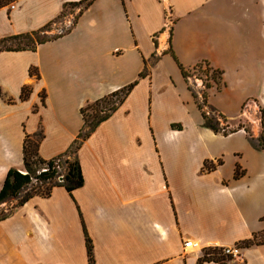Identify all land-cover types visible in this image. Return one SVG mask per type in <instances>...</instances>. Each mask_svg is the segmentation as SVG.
Instances as JSON below:
<instances>
[{
    "label": "crops",
    "instance_id": "crops-1",
    "mask_svg": "<svg viewBox=\"0 0 264 264\" xmlns=\"http://www.w3.org/2000/svg\"><path fill=\"white\" fill-rule=\"evenodd\" d=\"M78 1L0 8V39L69 23L35 50L0 51V190L11 168L23 171L27 135L41 133L39 155L55 157L80 133L83 106L138 81L79 148L83 185L36 194L0 220V264H89L87 236L95 264H219L200 262L204 249L235 244L242 255L227 264H264V242L239 243L264 235V147L243 128L205 127L180 69H220L209 105L251 118L258 137L264 0Z\"/></svg>",
    "mask_w": 264,
    "mask_h": 264
},
{
    "label": "trees",
    "instance_id": "trees-1",
    "mask_svg": "<svg viewBox=\"0 0 264 264\" xmlns=\"http://www.w3.org/2000/svg\"><path fill=\"white\" fill-rule=\"evenodd\" d=\"M17 1L18 0H0V8L11 5ZM91 2L92 0H80L78 2H72V4L81 5L85 8L89 6ZM68 4H71V2L66 3L65 5ZM50 27L51 23L46 24L37 30L1 38L0 51L24 49L35 50L39 44L59 36V34L52 36L48 35L47 32L50 30ZM199 64H205L211 71L217 74L215 76L220 78V81H216L218 84L222 82V71L220 69L213 68L207 61H203ZM180 69L183 76L187 80L190 76L191 69L186 68L182 64H180ZM147 72L148 69L147 66H145L144 70L140 73V77L147 75ZM137 81L138 80L101 98H98L95 101L88 102L85 106H83L81 108V112L84 117V124L80 133L65 152L55 157L45 159L39 155L38 147L42 137L41 133L27 135L24 142V164L22 168L23 171H26V173H23L19 168H11L8 171L3 187L0 190V204L8 202L12 199H18V202L14 205V207H16L24 204L36 194L49 196L52 189L56 186H64L69 192H72L74 189L82 186L84 183V176L78 158L79 148L84 140L91 135L99 124L109 118L110 115L117 110ZM207 87H210V84H207ZM191 90L202 110L204 118L203 125L205 127L211 128L217 133H223L224 135H228L229 133L237 131L241 128H244L247 131V127L243 124H239L236 129H229L228 117L211 105H209L211 111H206L203 107V103L198 101L197 93L192 88ZM28 93L29 91L26 88L23 89V97H27ZM204 97L206 98L205 101H207L206 94ZM214 110L217 111V115L212 112ZM260 111L262 113L261 123L263 127L261 134L258 137H254L251 133H249V131H247L249 133V142L256 149L264 147V110L260 109ZM174 126L181 127L180 124H175ZM219 163H221V161ZM60 167L62 169H60ZM215 167L216 164L206 160L203 168L206 170H212ZM44 168L47 170L43 171L42 169ZM243 174L244 171L241 170V166L237 165L235 177L238 178ZM35 181L38 183L35 184ZM11 210L12 209H10L7 213L5 212L0 215V220L6 218ZM262 242H264V240H259L258 235H254L253 238L242 240L239 243L244 247H249ZM87 249L89 264H95L93 244L89 236H87ZM230 259H232V256L225 254L222 247L214 246L204 249L200 262L216 261L219 264H227Z\"/></svg>",
    "mask_w": 264,
    "mask_h": 264
},
{
    "label": "rangeland",
    "instance_id": "rangeland-1",
    "mask_svg": "<svg viewBox=\"0 0 264 264\" xmlns=\"http://www.w3.org/2000/svg\"><path fill=\"white\" fill-rule=\"evenodd\" d=\"M69 10H71L69 7L67 8V12H69ZM76 16V14L74 15ZM71 18V21L75 20V17ZM61 20H58L57 23L53 24L50 28V30H48L47 34L52 36V35H58L61 32L65 31V29L67 28V23L66 25L64 24H59ZM217 74H215L213 71H211L205 64H199L197 66H195V68H191V72H190V76L187 79L189 86H191V88L197 93L198 95V101L203 103V107L205 108L206 111L210 112L211 109L209 108V103L208 100H206V98L204 97V95H207V84H213L216 81H220V78L217 76H215ZM199 80V82H201L200 84L196 85V81ZM253 99L249 100L248 103L246 104L245 108L248 107V105L252 106L254 101H252ZM250 102H253L251 104H249ZM253 115L252 116H257V118L259 119V121L261 122L262 119V113L260 110L253 108ZM215 115H217V111H212ZM255 118V117H254ZM228 124H229V129H236L239 124H243L247 127V131H249V133L252 134V129H253V121L251 118L248 119H234V120H228ZM244 129V128H243ZM263 127H262V123H261V131H262ZM60 169H62L60 167ZM252 178H248L247 175V181L251 180ZM38 182L35 181V184H37ZM18 202V199H12L8 201V204L4 207L0 208V215H2L3 213H7L10 209H12L14 207V205ZM259 240H264V235L260 236L258 238Z\"/></svg>",
    "mask_w": 264,
    "mask_h": 264
},
{
    "label": "built area",
    "instance_id": "built-area-1",
    "mask_svg": "<svg viewBox=\"0 0 264 264\" xmlns=\"http://www.w3.org/2000/svg\"><path fill=\"white\" fill-rule=\"evenodd\" d=\"M11 7H15V3L11 4ZM43 171L47 170L46 168L42 169ZM23 173H26V171H22ZM186 246H197L198 244L196 242H193L191 240L185 241ZM223 252L227 255L233 256V257H241L242 255V248L239 244L231 245V246H224Z\"/></svg>",
    "mask_w": 264,
    "mask_h": 264
}]
</instances>
